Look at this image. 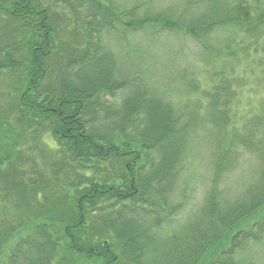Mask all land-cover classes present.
Segmentation results:
<instances>
[{
	"label": "trees",
	"instance_id": "trees-1",
	"mask_svg": "<svg viewBox=\"0 0 264 264\" xmlns=\"http://www.w3.org/2000/svg\"><path fill=\"white\" fill-rule=\"evenodd\" d=\"M149 1L0 0V264H254L264 250V0ZM165 33L201 47L203 95L148 58L139 39ZM208 138L204 205L183 220Z\"/></svg>",
	"mask_w": 264,
	"mask_h": 264
},
{
	"label": "rangeland",
	"instance_id": "rangeland-1",
	"mask_svg": "<svg viewBox=\"0 0 264 264\" xmlns=\"http://www.w3.org/2000/svg\"><path fill=\"white\" fill-rule=\"evenodd\" d=\"M115 1L116 5H119V8H128L137 2L145 0ZM176 1L177 0H151L147 3L144 10L146 8H149L154 12L156 10H166L172 7L171 5ZM52 4L50 8L52 13L54 12L57 14V16L60 17V20H58L60 25L62 21V36L71 38L70 36L73 31L70 30L69 23L70 19H72V13L67 10L66 6L63 7L64 5H62L60 2L59 5L54 4L53 6ZM63 26H65V28ZM220 36L221 33L217 35V37ZM139 40L141 44L147 45V47L149 46L148 50L146 48L147 56L149 59H151L152 62H154L159 72L165 73L170 76L172 75L174 76V78L177 77L181 79L180 77H183L182 87L180 86L178 87V89L180 88L182 91L188 92L189 88L191 90V87L194 85L195 80H197L200 83L198 88L199 92L196 95L197 97L203 95V92L201 91L210 90L207 87L210 86L209 78L212 76L211 68L210 66L207 67L202 62V49L193 40L174 33H165L163 35L158 34L155 35V38L152 37L149 41L145 37H142ZM147 51H149V54ZM126 54L130 55L132 58L135 57L134 55H131L130 51H126ZM234 67L238 75L241 76L239 78V81H244V87L242 88L241 92L243 91V99L245 104L248 102L252 106V109H257V107L263 103V99L261 96L254 97L252 93L249 92L254 89V85L251 83V81L254 79L253 75L251 74L249 69H245L243 66L234 65ZM221 71L223 70L215 69V75L218 78L217 82L222 80L223 77H226L224 71V74L220 75ZM257 72L258 71H256V73ZM229 73L230 68L227 71V77L230 79ZM231 81L234 82L233 80ZM238 89L240 90V88H237L236 90ZM254 91H256V89ZM248 93L250 94V96H247ZM243 106L246 107L244 103H242V109ZM207 142H209V138L206 143L202 144V146L200 147L199 159L196 161L197 163L194 164L193 170L191 172L194 173L193 178L195 179L192 180L189 184L187 194L192 196V200L190 206H188L187 204L184 205V208H186L187 206L188 207L184 212L183 220L189 218L190 211H195L196 209H199L204 205L207 190L209 188L210 178V169L208 168L210 144ZM242 165L243 159L235 161L233 168L229 172H227L222 179V186L224 191L227 193V196H229L230 194L234 195L237 191H240L242 185L244 184L248 171L245 169V167L242 168ZM256 252L257 253L254 256V264H264V250L260 252L259 249H256Z\"/></svg>",
	"mask_w": 264,
	"mask_h": 264
}]
</instances>
